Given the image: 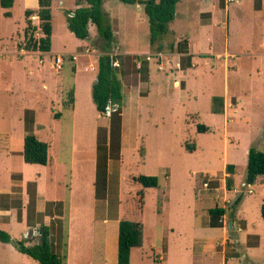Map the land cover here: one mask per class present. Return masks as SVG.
<instances>
[{
  "label": "rangeland",
  "instance_id": "1",
  "mask_svg": "<svg viewBox=\"0 0 264 264\" xmlns=\"http://www.w3.org/2000/svg\"><path fill=\"white\" fill-rule=\"evenodd\" d=\"M222 1L226 2V6L221 12L212 9L214 0H180L176 4L171 28L158 38L160 40L158 50L179 54L170 57L173 60L172 65L170 61L161 57L163 70H158V60L151 54L157 47L149 42L148 21L143 8L118 0H105L102 4L103 12L110 13L112 17L106 19L113 27V42L118 41L121 50L140 52V55L146 54L151 58L148 69L151 84L143 85L141 88V91L146 93L147 88L149 89L148 102L139 105L138 99H131L126 117L129 123L131 122L129 131L141 136L139 144L137 148H134V143L131 146L125 145L120 152L122 155L120 166L114 172L115 182L110 192V201L112 203L114 199L122 204L129 202V199L137 200L136 194L142 187L139 183L131 181L130 177L142 171L140 161L147 156L146 164L151 171L157 172L164 166L171 170L170 196L172 223L175 228L173 244L176 248L172 249L173 254L170 259L168 258L171 260L169 264H199L191 261L196 256L197 239L210 236L221 239V228H209L202 224L207 207L221 201V198L214 201L202 183L207 181L208 190L216 187L224 195L226 177L221 173L224 161L235 165L236 174L231 189H226V200L220 205L226 209L221 226L227 227L229 221L234 226L233 236L229 235L231 239L225 242L226 260L222 263L220 257L219 261L216 260L217 264H264V220L260 213L261 204L264 203V184L260 182L261 178H257L253 185L246 187L243 185L248 149L255 147L264 151V0ZM197 2L200 4L199 7L195 6ZM19 3L20 1L16 0L13 9L10 10L12 18L4 17V9L0 7V72L3 73L0 79V129L3 132L0 145L12 152L9 160L3 154L0 155V172L4 171L1 174L0 186L4 188V185H8L6 168L23 172L27 176L40 172L38 169L28 167L21 154L25 132L23 126L27 129L32 128L31 111L35 110L36 121L42 126V131L37 134L38 139L44 141L55 135L57 141L58 138L65 137L62 155L66 159L70 157L75 164L71 179L68 175L65 182L57 181L61 186L58 196L69 198L75 207V228L73 237H68L69 241L72 238L78 243L82 256L89 259V263L101 264L103 219L104 215H107V210H98L96 213L94 211L89 186V178L94 172H90L89 168L96 144V128L104 125L107 120L97 114L91 98L95 71L85 68H89V63L92 62L83 55H78L77 51L88 40L76 38L66 26V11L73 5V0H50L49 27L52 53L43 54L37 50L26 54L25 51H20L26 41L25 38L22 39V32L26 31L27 23L26 19L25 24L23 23ZM201 20H210L211 23L205 29H197L196 24ZM94 32L96 29L92 27L91 33ZM187 35L192 38V49L195 52L213 53L211 54L213 57L209 58L196 57L198 65L193 75L187 70L189 55L184 53L188 51L187 41L184 39ZM33 36L35 38L41 36L37 25L33 30ZM98 45L99 42L92 41L87 47ZM98 49L103 52L100 47ZM58 52L77 55L74 63L66 57L68 55H64L60 70L64 99L62 104H57L56 99L48 98L42 91L40 80L36 79V75L40 73L55 72L50 64ZM181 52L184 54H180ZM217 52L220 53L218 58L226 59L225 67L232 68L233 59L238 64L237 71L229 75L230 93L236 94L241 89L245 92L244 95L239 94L243 108L239 110L238 117L229 120H224L222 115L210 111L211 97L223 92L224 89V72L214 54ZM144 58L145 56H142V59ZM128 63L127 68L131 69L132 63ZM73 64L75 72L72 69ZM179 69L184 70L186 75L181 77ZM31 72L33 74L29 75ZM132 80L136 82L137 77L133 76ZM185 84L186 87L183 89ZM69 97L72 99L70 104L67 103ZM135 110L140 115L139 121L136 122ZM54 115L59 117L54 118ZM198 123L204 124L207 129L198 132L196 130ZM101 129L98 131L100 141L105 136L104 129ZM71 140L76 149L72 156L69 152ZM145 143L148 154L143 153ZM56 148V143L51 145L52 158L56 156ZM69 159L66 162L67 168ZM205 172L217 175L215 179L208 180L205 179ZM66 174H70V171L67 170ZM159 180L162 182V178ZM66 184L71 186V189L68 187L70 191L65 189ZM32 187L29 185V188ZM249 189H252V192H248ZM96 190L98 195H101V189ZM41 191L49 192L45 185H41ZM154 192L145 193L144 199L145 195H148L150 202L156 195ZM238 196L240 199L234 208L232 203ZM8 198L2 195L0 203L2 205L9 203ZM17 202L16 199L11 202L15 210ZM25 205V219L22 221L18 220L15 210L5 218V221L0 214V229L6 231L11 238L7 243L0 242V264H39L35 259L16 250L13 245L16 240H22L27 244L36 241L33 229L28 226V219L31 217H27L28 209L34 206L33 199L26 196ZM46 207L50 211L62 212L60 203L47 204ZM149 209L150 205L147 212ZM65 224L67 220L64 221V227L61 219H54L51 222L52 249L59 253L62 246L66 254L67 243L62 244L61 238L63 229L67 233ZM186 226L188 227L187 242L184 244L186 251H182L181 244L185 242V235L180 230L182 228L185 230ZM150 227L149 222L147 236L152 233ZM237 237L239 242L235 240ZM68 238L65 236L64 240ZM155 251L157 257L159 250ZM179 252L185 254V260L180 261ZM156 257L147 258L141 256L140 251H136L132 257V264H160ZM66 261L70 264V257L66 258ZM113 263L116 264V261Z\"/></svg>",
  "mask_w": 264,
  "mask_h": 264
},
{
  "label": "crops",
  "instance_id": "2",
  "mask_svg": "<svg viewBox=\"0 0 264 264\" xmlns=\"http://www.w3.org/2000/svg\"><path fill=\"white\" fill-rule=\"evenodd\" d=\"M13 3V6L15 4ZM20 3V14H22L23 16V23L25 24V15L24 12L26 9H32V10H36L38 8V0H19ZM105 1V0H104ZM103 1V3H104ZM206 1V0H204ZM138 7H142V5L137 4ZM13 6L11 7L10 10L13 9ZM196 7H199L200 4L197 2L195 3ZM226 6V2L222 1V0H214V2L212 3V9H216V11L221 12L222 10L225 9ZM77 7V5L75 4V0H73V5L71 6V8L69 9V11H73L75 8ZM112 7V6H111ZM111 10V8L109 9ZM176 12V9H175ZM4 13V12H3ZM11 13V11H10ZM106 14V18L107 19H112L111 14L110 13H105ZM4 16V14H3ZM5 17V16H4ZM6 18H12V13L9 17ZM175 18V17H174ZM174 20V19H173ZM32 22L35 23L36 25H38V17L36 14H34L32 16ZM173 21L169 24V29L171 28ZM211 21L210 20H201L199 21V23L196 24L197 29H205L206 26L208 24H210ZM108 24H110L111 29H113L112 24L108 21ZM23 27V24H22ZM92 27H95L93 24H89V37L85 40H88L87 43H85L81 49L77 50L78 51V55H83L85 58L88 59L89 62V68H85V70H91V71H95V80H96V72H97V59L99 54H101V52L99 51V47L102 48V40L101 38L98 36L97 31L94 33H91V29ZM96 29V28H95ZM169 31V30H168ZM113 32V31H112ZM114 34V33H113ZM24 38V32H22V39ZM187 41V52H184L186 55H189V67H188V72L191 71V75H193L194 71L197 68V62H196V57H207L209 58V56H212L213 53H202V52H195L192 48V38L188 37V35L184 38ZM84 40V41H85ZM92 41H97L99 42L98 47H87L88 45H90V42ZM160 40H157L154 45L157 47V50L155 52L152 51V55L155 57V60L157 61L158 64V70H163V66L160 63L161 57L165 58L166 60L170 61L171 65L173 60L170 58L171 56L176 54H179V52H167V51H159V44ZM171 47V46H170ZM23 49V48H22ZM25 53H29V52H34V51H27L24 50ZM43 53V52H42ZM45 53H52L51 52V48L49 49L48 52H44ZM54 53V52H53ZM111 56L113 55L115 60L117 61L118 65L116 67H118L117 73H118V78L121 81L122 84V93H123V101H122V106H121V129H120V152H122L123 147L126 146H131L134 143V148L138 146V140L141 136H139V134L137 133H133L129 131V127L131 122L129 123V120L126 118L128 115V111H129V107L131 106V99H138V103L139 105H144L147 104L148 102V93H149V89L147 88V92H143L141 91L142 86L143 85H150L151 84V80H150V72L148 70V77H146V79H142L141 78V74L139 71V67L141 64V59H136V63L135 65L133 64V60L132 59H127L126 56H140L142 58V56H145V60L147 61V66L149 69V61L151 58H149L150 56H146L145 55H140V52H133V51H124L121 50V45L119 44L118 41L113 42L111 45V48L108 52ZM183 52H181L180 54H184ZM56 54H61V55H73L74 59L71 60L74 63V60L77 58V55H74L73 53H63V52H58L55 53ZM150 54V55H151ZM212 54V55H211ZM216 54V60L220 61L219 66H221V68L223 69L224 72V89L223 92L219 93L218 95H214V96H220L223 100L222 103V110L220 113H213L211 111V106H210V111L213 114H219L222 115L224 120L227 119H231L234 117H238V112L240 109L243 108V104L241 103V95L239 94H245L244 91L239 90L237 91V93L235 94L234 92L230 93V89H229V75L232 73L234 74L237 71L238 68V64L234 61L233 59V67L232 68H228L225 67V61L226 59L223 58H218L217 56L220 54L219 52L214 53ZM25 55V54H24ZM23 55V56H24ZM229 56V54H227ZM22 56V58H23ZM230 56H233V54ZM213 57V56H212ZM52 62V61H51ZM128 62L132 63V68L128 69L127 65L129 64ZM213 65V64H212ZM51 66V64H50ZM215 68V66H212ZM52 68V67H51ZM53 69V68H52ZM72 69L75 72V66L73 64ZM178 69V68H177ZM55 72L53 74H38L36 75V79H39L42 85V91L44 92V94L50 98V99H56L57 104H62L64 99H63V86H62V77L60 76L61 71H57L55 69H53ZM62 70V68H61ZM31 71V70H30ZM178 71H180L181 77L182 75H186L184 74V70L179 69ZM187 73V72H186ZM28 74V73H27ZM33 72H31L32 75ZM2 75L3 73L0 72V79H2ZM136 76L137 77V81L134 82L132 80V77ZM94 80V82H95ZM180 80V79H179ZM10 81H12L10 79ZM93 82V83H94ZM186 84L184 85L183 89H185ZM139 91V92H138ZM75 92V91H74ZM138 93V96H137ZM235 94V95H234ZM212 96V97H214ZM138 97V98H137ZM211 97V98H212ZM10 99V98H9ZM59 102V103H58ZM75 106V98H73V107ZM26 111V110H25ZM31 113L33 114V126L32 128H30V131L36 135L39 134L42 130H41V125H39L36 121V112L35 110H32ZM135 118H134V122L139 121V114L138 111L135 110ZM102 118H105L107 121L104 125H99L96 128V144H95V149L94 152H92V157H91V161H90V172H94L93 175L89 178L90 181V197L93 198V207H94V211L95 213L98 210H103L106 209L107 210V215H104V219H103V259L101 261V264H114L113 261H116L117 264V236H118V223L121 219H127L130 221H134V222H140L142 224V239H141V244L138 247H134L131 249L130 252V262L129 264H132V257L133 254L136 251H140L141 252V256H146L147 258H149V256L151 257H156L155 253H156V249H158L159 251H157V257L156 260L160 262V264H169L171 260H168V258L170 259V256L173 254L172 249L174 250V248H176L173 244L174 239H173V235H174V227H173V223H172V215H173V211H172V204H171V179H172V172L168 167H161L159 171L155 172V171H151V169L147 166L146 162L148 159V156L143 159L141 162V170L139 171V174H135L132 175L130 177L131 181L135 182L133 180V177L143 174V175H157L158 179L162 178V182L159 180V184L157 187H153V188H147L146 191H144V194L148 191H155L154 193H156V195L154 196V199L151 198V201L149 202V196L145 195V199H144V203H143V209H139L137 207V200L135 199L134 201L131 199H129V202L126 203H122L120 204L118 200H114L111 203L110 201V192L111 189L114 187V172L116 171V168L120 166V161H121V156L120 158L115 160L113 158H108L106 161V177H105V186L104 188H97L96 187V172H97V132L99 128L105 129L106 131V137H107V143L109 141V118L108 116L105 115H99ZM54 118H58L59 115H54ZM127 121V122H126ZM12 122V120H10V123ZM24 128V135L26 134V128L25 126H23ZM1 134H3V132L0 129V138H1ZM23 135V137H24ZM11 138V137H9ZM38 138V137H37ZM65 137H61L58 138V140L56 141V136L53 135L51 136V138H47L44 141L48 143L49 149H48V162L45 165H41V164H28V167L32 168V169H38L40 170V172L38 173H34L33 175H25L23 172H17V171H13L10 168H6L5 171L8 174L7 180H8V185H4V188H2L0 186V197L2 195H6L9 198V203H6L5 205H2L0 203V214H2L1 216H3L2 220L5 221L6 217H9L12 212L15 210V207L12 205V200H17V209L15 210V212L17 213V218L19 221H22L25 219V204H26V196L31 197L34 201V206L33 208H29L27 211V217H31L30 219H28V226H30L31 229H36L39 228L40 225H45L49 227V231H50V244H51V248H52V237H53V232H52V227H51V222L54 219H61L62 220V224L64 227V221L67 220V233L66 231L63 229L62 231V244H64V242L67 243L66 245V258L70 257V264H91L89 263V259H84V257L82 256V251L80 246H78V243H76L75 241L71 240L69 241L70 236L73 237V230L75 228V223H74V219H76V217L74 216V206L71 200H69V198H65V197H60L58 196V190L59 188L61 189V186L58 184V180H62L63 182H65L68 179V175L69 178L71 179V177H73V171H74V163L72 161V159H69L70 157H67V159H69V167H66V162L67 159L66 157H64L62 154V148H63V144L65 142L64 140ZM71 144H70V154L72 156V154H75V146L73 143V140H71ZM57 145L56 148V156L55 158H52L50 156V150H51V145L55 144ZM147 144L145 143V148H144V154H148L147 152ZM4 155L6 157L7 160L10 159V156L12 154V152L10 151L9 148L7 147H1L0 145V155ZM142 157V156H140ZM229 164L227 161H224V166L223 169L221 171V173L223 174V177H227L230 176L232 178V180L235 182V174H236V168L234 165V173H232L231 175L229 173L226 172L225 170V166ZM232 164V163H231ZM70 171V174H66V172ZM4 171L0 172V178H1V174ZM55 172V173H54ZM204 174L208 175V180H210L211 178L216 177L217 174L212 173V172H205ZM215 179V178H214ZM232 181V182H233ZM206 182V181H203ZM68 184V183H67ZM65 185V189H68V191H70L71 186L69 187V185ZM203 184V183H202ZM244 184V182H243ZM29 185H32V188H29ZM41 185L42 186H46V188H48L49 192H43L41 191ZM245 186V185H244ZM70 189H69V188ZM246 187V186H245ZM205 188V187H204ZM226 188V186H225ZM64 189V190H65ZM96 189H101L102 193L101 195H98V193L96 192ZM208 195L212 196L214 201L215 199L220 200V202H216L215 205L211 206V207H207L206 209V215L205 217H203V221L202 224L203 226L209 227V228H221L222 229V237L220 240H218L217 238H214L213 236L210 237H204V238H198L197 241L195 243H197V252L195 253L196 256L194 258L191 259L192 262H196L199 264H217V261H219V258L221 257V262H225V242L226 240H230L231 237L229 235L233 236V232H232V227L234 226V224L232 222H228V226L224 227V226H220V227H212L209 225V215H208V210L214 206H220L221 202L223 200H226L227 198V192L226 189L225 190V194L222 195L221 191L218 190V188L214 187L212 188V190H208L209 188H205ZM228 190V189H227ZM230 190V189H229ZM252 192V189H251ZM133 201V202H132ZM56 203H60L62 206V212H55L54 210H47V204H56ZM111 205V206H110ZM148 205H150V209L149 212H147V208ZM237 205V204H236ZM235 205V207H236ZM224 207V206H222ZM234 207V208H235ZM233 210V209H232ZM231 210V211H232ZM185 211L187 212V208L185 209ZM18 213H19V217H18ZM66 213V214H65ZM74 213V214H73ZM5 214V215H3ZM80 214V213H78ZM78 217V215H77ZM164 217V218H163ZM149 222L151 225V235L147 236L146 235V229L147 226H149ZM71 230H72V235H71ZM181 233L183 235H185V242L182 243V251H186V235L188 232V227H185V230H183V228L180 230ZM54 234L55 231H54ZM76 235V234H75ZM66 236V241L64 240V237ZM147 239V240H146ZM239 238L237 237L235 240L236 242H239L238 240ZM77 240V239H76ZM218 240V241H217ZM72 241V242H71ZM55 243V242H54ZM53 252L58 253L57 251H54L52 249ZM63 251L62 246L60 248V252L59 254ZM180 253V261L185 260V254L182 252ZM109 256V257H108ZM113 256V259H112ZM217 260V261H216Z\"/></svg>",
  "mask_w": 264,
  "mask_h": 264
},
{
  "label": "trees",
  "instance_id": "3",
  "mask_svg": "<svg viewBox=\"0 0 264 264\" xmlns=\"http://www.w3.org/2000/svg\"><path fill=\"white\" fill-rule=\"evenodd\" d=\"M49 1L38 0L36 10L26 9L24 12L26 19V39L23 46L27 51L48 52L50 49V27H49ZM104 0H75L77 7L73 11H66V26L69 31L78 39H87L89 37V24L96 28L98 36L102 40V53L97 59L96 80L92 85L91 98L95 105L98 115H107L109 118V141L107 143L106 131L103 140L98 139L97 132V172L96 187L104 188L106 177V161L108 158L115 160L120 158V129H121V106L123 101L122 84L118 78V67L112 66V57L108 53L113 43V32L108 24L105 13L102 10ZM126 4H139L143 6L147 16L149 27V42L154 44L161 35L169 30V24L175 17L176 4L180 0H118ZM14 0H0V7L4 9V16L11 15L10 9ZM36 14L39 19V27L43 34L42 37L35 38L31 16ZM132 59L135 65L136 59H141L139 71L144 80L148 74L147 61L140 56H126ZM68 104L72 102L71 97L67 100ZM223 100L220 96L212 97L211 111L220 113ZM100 129V128H99ZM98 129V131H99ZM207 127L204 124H196L198 132H204ZM102 130V129H101ZM48 143L42 141L26 128V134L23 137L21 154L23 161L29 164L45 165L48 162ZM225 170L230 175L234 173V165L227 164ZM208 178L206 174L205 179ZM257 178L264 184V151L250 147L247 151L246 173L244 185H253ZM226 188L231 189L232 178L227 176ZM133 180L142 187L137 192V207L143 209L144 191L146 188L157 187L159 179L155 175H137ZM244 186V187H245ZM238 196L232 203V207L238 203ZM226 209L222 206H214L208 210L209 225L220 227L222 217ZM261 217L264 220V203L260 207ZM36 241L31 244L16 240L13 245L16 250L35 259L39 264H69L66 261L65 252L55 253L50 244L49 227L40 225ZM142 224L127 219H121L118 223L117 236V264H129L130 252L134 247L141 244ZM11 240L10 235L0 229V242L7 243Z\"/></svg>",
  "mask_w": 264,
  "mask_h": 264
},
{
  "label": "built area",
  "instance_id": "4",
  "mask_svg": "<svg viewBox=\"0 0 264 264\" xmlns=\"http://www.w3.org/2000/svg\"><path fill=\"white\" fill-rule=\"evenodd\" d=\"M32 16H33V15H32ZM32 16H31V20H32ZM37 17H38V16H37ZM38 20H39V19H38ZM32 24H33L34 26L36 25V24L33 23V22H32ZM37 30H40L39 22H38V25H37ZM40 33H41V36H40V37H42L43 34H42L41 30H40ZM38 38H39V37H38ZM20 51L23 52V49L21 48ZM39 52H41V51H39ZM41 53H42V52H41ZM43 53H44V52H43ZM110 56H111V55H110ZM66 57H68L69 60H73V59H74V56H73V55H71V56L68 55V56H66ZM111 57H112V60H111V64H112V66H117L118 63H117V61L115 60L114 56L112 55ZM63 61H64V56L61 55V54H56V55L52 58L51 67H52L53 69L59 71V70H61V68H62V66H63ZM243 185H244V184H243ZM246 186H249V185H246ZM203 187H205V188L208 187V182H207V181H206V182H203ZM248 192H251V189H249ZM37 230H38V229H34V230H33V234H34V236L37 235ZM33 234H32V235H33Z\"/></svg>",
  "mask_w": 264,
  "mask_h": 264
}]
</instances>
